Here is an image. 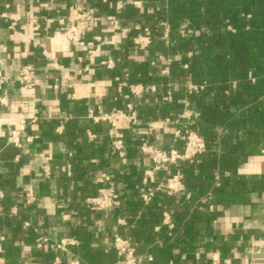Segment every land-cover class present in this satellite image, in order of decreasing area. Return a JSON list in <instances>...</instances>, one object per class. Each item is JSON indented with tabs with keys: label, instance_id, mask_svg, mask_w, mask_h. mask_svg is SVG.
I'll use <instances>...</instances> for the list:
<instances>
[{
	"label": "crops",
	"instance_id": "0c3cea01",
	"mask_svg": "<svg viewBox=\"0 0 264 264\" xmlns=\"http://www.w3.org/2000/svg\"><path fill=\"white\" fill-rule=\"evenodd\" d=\"M94 1L0 0V97H6L12 104L10 107L0 102V233L4 236L0 241V264H42L37 260V252L44 250L36 247L39 237L51 241L63 237L79 240L69 252L54 250L59 264H70L73 259H79L81 264H94V254L97 257L111 251L116 256L112 247L116 232L128 236L140 254H152L153 247H162L176 238L165 227L156 229L162 221L161 201L156 200L154 206L159 222L139 227L136 215L141 209H131L123 198V184L116 181L123 194L121 208L112 212L90 211L85 204V199L97 192L100 172L117 178V171L126 170L131 180L136 181L149 164L138 152L135 129L126 130L129 161L122 166L118 158L106 152L110 144L108 124L95 123L89 117L92 111L97 112L98 106L109 110L116 105L112 77L122 71L113 73L100 62L105 57L122 56L119 53L122 45L109 47L89 59L82 47L66 42L57 33L58 17H67L76 6L95 8ZM4 14L20 17L14 28ZM149 55L143 51L133 54L127 69L150 71ZM27 64L35 71V85L31 89H23L18 80L20 69ZM23 125L21 146L9 143L11 132ZM58 127H63L62 132L57 131ZM88 129L96 134L95 140H88ZM170 138L169 134H162L161 143L170 145ZM66 163L72 166L71 176L61 170ZM46 164L50 168L48 177L43 173ZM237 173L264 179V148L246 156ZM28 188L34 191L30 204L24 197ZM7 196L13 199L8 209L2 203ZM204 196L200 193L194 198L190 211L198 209L212 214L211 230L220 235L225 247L209 251L203 246L184 251L174 249V258L166 263L171 260L176 264H233L236 260L249 263L253 253L264 249V191L244 193L224 205L214 200L220 205L217 213L206 209ZM20 198L26 207L24 215H20ZM169 206L175 212L184 210L176 202ZM14 207L17 213L11 215ZM216 251L221 252L219 263H214L210 256ZM198 252L200 255H196Z\"/></svg>",
	"mask_w": 264,
	"mask_h": 264
},
{
	"label": "trees",
	"instance_id": "16d2710c",
	"mask_svg": "<svg viewBox=\"0 0 264 264\" xmlns=\"http://www.w3.org/2000/svg\"><path fill=\"white\" fill-rule=\"evenodd\" d=\"M117 1L95 0L97 16L112 12ZM143 1L144 8L128 6L123 11L120 15L122 26L131 28L130 35L137 33L138 26H150L156 36L150 53H162L173 58L179 56L180 59L171 64L170 77H160V68L157 67L150 71L132 72L135 81L171 83L178 87L170 103H155V96L147 93L138 107V116L142 121L174 117L181 111L183 101L187 100L189 108L199 114L197 131L207 145L198 162L181 164L187 188L193 194L192 201L177 195H161L156 199L171 206L176 202L184 208L173 215L175 228L171 234L176 236L175 240L151 249L154 264H157L174 258V249L184 251L203 246L209 251L225 247L220 235L211 230L212 214L198 209L190 211L198 194L206 195L213 191V201L224 205L244 193L264 191V179L237 173L246 156L255 153L257 148H264V0ZM165 23L170 26L169 46L158 39L164 33ZM183 23L194 30L192 36L180 37ZM141 52L136 51L127 39L119 51L122 60L113 73L127 69L129 56ZM189 52L192 53L190 57ZM185 63L188 64L186 69L183 68ZM187 83H206V87L200 92L188 93L183 86ZM107 151L111 153L110 144ZM116 173L118 176L114 180L125 188L121 197L127 199L132 210H142L137 221L139 227L159 222L160 217L154 210L156 200L143 207L135 188L141 174L134 181L126 170ZM216 174L219 175V186L215 188ZM117 189L121 190L118 185ZM20 200V215H24V199ZM12 201L8 196L2 199L6 209ZM162 230L165 233L166 230ZM54 258L52 249L37 252V260L42 264H53ZM115 260L116 256L111 251L97 257L94 254L92 262L113 264ZM173 264H176L175 260Z\"/></svg>",
	"mask_w": 264,
	"mask_h": 264
},
{
	"label": "built area",
	"instance_id": "2783aa9c",
	"mask_svg": "<svg viewBox=\"0 0 264 264\" xmlns=\"http://www.w3.org/2000/svg\"><path fill=\"white\" fill-rule=\"evenodd\" d=\"M128 6L142 9L144 8V1L118 0L115 9L112 12L105 13L102 17L97 16L93 7L76 6L67 17L56 19L59 24L57 33L62 35L66 42L76 43L82 47L85 57L89 59L109 47H118L125 44L127 39H130L136 51L150 53L156 38L152 28L148 25L138 26L137 33L130 35L131 28L124 27L121 24L120 15ZM3 16L12 21L11 28H14L16 22L20 19L16 15L4 14ZM48 21L54 22L55 19ZM34 22L38 25L36 19H34ZM193 34L194 30L183 23L182 28L179 30L180 37L185 38ZM158 39L166 46L171 44L168 23H165L164 33ZM191 55L192 53L189 52L188 57ZM132 56L130 55L129 59ZM79 59L82 60L83 57L80 56ZM175 59H180V57L173 58L162 53L151 54L148 56V63L151 68H160V77H170V67ZM121 60V56H109L103 58L100 65L107 70H114ZM183 68H188V64H183ZM18 80L23 85V89H31L35 85L33 66L30 64L24 65L19 71ZM112 81L116 88L113 94V101L116 105L109 110H104L101 106H98L97 112L92 111L89 117L95 123L105 122L108 124L111 153L118 158L122 166H126L129 161L126 130L135 129L138 152L149 163L135 185L142 206L150 205L161 195L168 197L183 196L185 200L192 201L193 194L187 188L181 164L198 162L200 156L207 150L206 142L199 135L196 127L199 114L193 112L189 108V102L184 100L181 111L174 117L142 121L138 116V107L144 96L150 93L155 96V103H170L173 100L175 90L178 88L177 85L171 83L145 84L135 81L134 75L129 69L115 74ZM183 86L186 92L193 93L203 90L206 83H187ZM0 102L12 107V104L8 103L4 96L0 97ZM123 125L126 127H123ZM62 129L63 127H58L57 131L62 132ZM24 130V125L19 130H13L8 137V142L15 146H21L20 135ZM86 134L89 141L96 139V134L92 130L88 129ZM162 134L170 135V145L161 143ZM45 160H48V158L45 157ZM61 170L69 176L72 175L70 163L63 165ZM43 173L47 177L50 175V168L47 164L43 166ZM97 181L99 184L97 192L85 199L86 206L92 210L103 212H112L121 208L123 205L121 192L117 189L113 176L102 171L98 174ZM218 186L219 175L216 174L215 188ZM24 197L28 204L32 203L34 200L33 189H26ZM213 198V191H211L202 200L205 202L212 200L208 203L206 209L211 213H217L220 205L214 202ZM141 212V210L138 211L136 219L140 218ZM16 213L17 209L12 208L11 215H16ZM161 213L162 221L156 229L159 230L161 227H165L169 235H172L171 231L175 228L173 220L175 210L167 204H162ZM3 239L4 236L0 233V241ZM78 244L79 240L76 237H63L58 241H51L47 237H39L36 241L38 249L48 248L58 252H69L70 247ZM112 247L116 253V260L113 264H154L153 255L150 253L140 254L126 235L116 232L112 237ZM196 255H200V253L198 252ZM210 256L214 263H219L221 252H211ZM59 263L60 258L56 257L54 264ZM70 264H81V261L73 259ZM157 264H173V261Z\"/></svg>",
	"mask_w": 264,
	"mask_h": 264
},
{
	"label": "water",
	"instance_id": "95a60500",
	"mask_svg": "<svg viewBox=\"0 0 264 264\" xmlns=\"http://www.w3.org/2000/svg\"><path fill=\"white\" fill-rule=\"evenodd\" d=\"M264 249L262 248L259 252H255L251 255V261L249 263H243L241 260H236L233 264H264Z\"/></svg>",
	"mask_w": 264,
	"mask_h": 264
}]
</instances>
